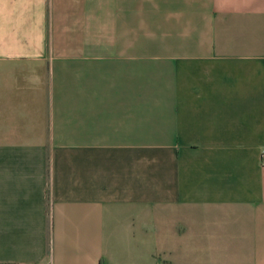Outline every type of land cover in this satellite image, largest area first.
<instances>
[{
    "label": "crops",
    "instance_id": "0c3cea01",
    "mask_svg": "<svg viewBox=\"0 0 264 264\" xmlns=\"http://www.w3.org/2000/svg\"><path fill=\"white\" fill-rule=\"evenodd\" d=\"M0 264H264V0H0Z\"/></svg>",
    "mask_w": 264,
    "mask_h": 264
}]
</instances>
